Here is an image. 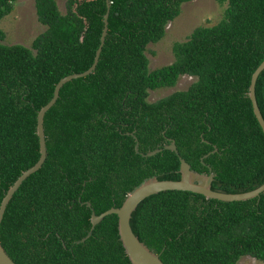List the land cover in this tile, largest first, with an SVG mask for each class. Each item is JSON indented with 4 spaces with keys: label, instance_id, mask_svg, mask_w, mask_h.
Here are the masks:
<instances>
[{
    "label": "trees",
    "instance_id": "trees-1",
    "mask_svg": "<svg viewBox=\"0 0 264 264\" xmlns=\"http://www.w3.org/2000/svg\"><path fill=\"white\" fill-rule=\"evenodd\" d=\"M16 1L0 0V21ZM188 1L111 0L97 67L61 88L44 118L47 158L15 192L0 224V243L17 264H132L115 213L77 240L90 231L93 211L121 206L145 178L179 180V155L198 172L212 168L214 190L264 183V132L249 96L264 60V0H219L227 2L219 22L196 27L173 44L172 63L150 69L147 46L164 37ZM66 6L63 13L57 0H35L47 28L31 46L3 43L0 29V204L40 158L38 111L62 77L93 64L99 47L107 1ZM184 74L197 79L148 100L151 90L174 87ZM256 97L264 117V70ZM136 137L142 153L163 149L144 156ZM172 141L179 154L165 148ZM131 226L166 264H237L244 255L264 261V192L222 201L161 191L139 204Z\"/></svg>",
    "mask_w": 264,
    "mask_h": 264
},
{
    "label": "water",
    "instance_id": "water-1",
    "mask_svg": "<svg viewBox=\"0 0 264 264\" xmlns=\"http://www.w3.org/2000/svg\"><path fill=\"white\" fill-rule=\"evenodd\" d=\"M107 1V11L104 14V26L101 34L100 44L96 51L93 64L85 71L79 73H72L67 76L62 77L55 86L53 97L50 101L41 107L38 111V121H37V134L39 136L40 143V158L39 160L30 168L24 170L22 174L16 179V181L10 186L7 190L5 196L2 199L0 204V224L2 222L6 208L12 199L15 192L19 189L21 184L25 179H27L32 173L38 171L44 164L47 158V144H46V135L44 129V118L47 111L57 102L60 90L65 83L68 81L85 77L92 72L97 67V64L100 59V55L103 49V46L106 41V36L109 29V14L111 7V0ZM264 70V60L256 68L252 74L251 83L249 87V96L253 104L254 113L263 129L264 132V117L262 115L261 109L259 107L257 97H256V84L257 79L261 72ZM167 149H171L179 154V150L175 141H172L170 144L165 146ZM135 149L138 153L143 154L144 156H152L160 152L163 148H157L147 153H142L139 149V142L136 137ZM216 150V148H215ZM212 151V152H215ZM210 152V153H212ZM210 153L206 154L208 156ZM180 159V173L181 178L179 180L171 179H159L157 175H153L145 178L140 184L135 186L126 196L124 202L119 207H111L110 209L102 212L101 214H96L95 211L92 212L91 221L92 227L88 234L80 240H77L78 243L85 241L88 237L91 236L95 226L102 221V219L112 213L118 215V229L120 240L125 248L126 253L128 254L132 264H166L160 257V254L150 249L148 245L142 241L138 235L134 232L131 226V218L134 211L137 209L139 204L148 196L159 193L166 190H187L195 193H200L206 196L207 198H215L222 201H240L247 200L250 198L258 197L262 192H264V183L256 187L255 189L238 192V193H229L224 191L214 190L212 188V182L214 180V173L212 168H210L209 173L198 172L192 169L191 164L185 160L181 155ZM204 160V157H203ZM88 205L91 206V203L88 202ZM0 264H17L11 256L7 253L5 248L0 243Z\"/></svg>",
    "mask_w": 264,
    "mask_h": 264
},
{
    "label": "rangeland",
    "instance_id": "rangeland-1",
    "mask_svg": "<svg viewBox=\"0 0 264 264\" xmlns=\"http://www.w3.org/2000/svg\"><path fill=\"white\" fill-rule=\"evenodd\" d=\"M67 0H57L60 10L66 13ZM227 2L219 0H190L182 4L180 15L166 26V34L156 43L147 46L146 54L149 58L150 69L172 63L175 60L173 44L188 39L192 31L200 25H214L224 16ZM37 17L35 0H17L13 11L0 21V29L6 44H24L31 46L35 37L46 30ZM197 77L188 74L181 75L174 87H162L151 90L148 100L151 102L168 96L176 90L187 89ZM237 264H264L250 255L242 256Z\"/></svg>",
    "mask_w": 264,
    "mask_h": 264
}]
</instances>
